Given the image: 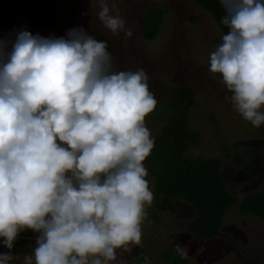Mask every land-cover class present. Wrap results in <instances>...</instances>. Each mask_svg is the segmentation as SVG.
<instances>
[{
    "label": "clouds",
    "instance_id": "9594fccd",
    "mask_svg": "<svg viewBox=\"0 0 264 264\" xmlns=\"http://www.w3.org/2000/svg\"><path fill=\"white\" fill-rule=\"evenodd\" d=\"M220 4L229 30L209 72L260 127L264 0ZM97 15L114 36L131 37L115 3L100 0ZM148 80L143 69L115 70L107 42L82 26L0 39V243L9 250L0 264H125L117 250L141 244L154 199L144 165L155 145L145 119L157 104ZM28 229L36 247L21 257L12 249Z\"/></svg>",
    "mask_w": 264,
    "mask_h": 264
},
{
    "label": "rangeland",
    "instance_id": "374dc122",
    "mask_svg": "<svg viewBox=\"0 0 264 264\" xmlns=\"http://www.w3.org/2000/svg\"><path fill=\"white\" fill-rule=\"evenodd\" d=\"M107 2L110 7L116 4L126 28L131 30V37L123 33L114 36L103 26L97 15L100 0H0V39L14 40L21 29L43 37L59 32L61 37L68 29L82 26L97 40L106 41L115 70L143 69L147 73L149 91L157 104L145 123L158 145H166L169 140L165 130L160 132V128L171 126L172 89L191 87L195 102L187 110L185 128L197 132L198 138L183 154L220 159L221 173L236 202L226 209L219 226V231L229 239L218 236L199 240L187 231L186 224L193 218L187 204L178 198L153 199L152 205L146 208L147 217L141 226V244L133 246L130 253L120 255L117 250L118 260L125 264H138L139 259L142 264H257L255 259L264 262V222L237 208L245 193L260 189L258 179L264 175V125L253 127L244 120L225 101L230 93L221 74L209 72L210 54L222 43L221 29L208 11L192 0ZM145 10L148 19H152L151 27L158 21L155 35L149 40L141 37L138 28ZM61 18L64 28L59 31L54 23ZM233 156L242 157L245 171L235 168L234 162L239 159L233 162ZM149 168L148 172H154L155 162ZM146 179L152 190L150 172ZM36 235L30 229L21 232L12 252L21 257L31 254L36 247ZM2 239L0 237V241ZM144 244L147 246L139 250L141 255L135 257V252ZM177 244L182 246L183 255L177 251ZM8 251L0 243V253Z\"/></svg>",
    "mask_w": 264,
    "mask_h": 264
},
{
    "label": "trees",
    "instance_id": "16d2710c",
    "mask_svg": "<svg viewBox=\"0 0 264 264\" xmlns=\"http://www.w3.org/2000/svg\"><path fill=\"white\" fill-rule=\"evenodd\" d=\"M192 2L207 10L222 33L227 34L229 29L221 23L225 13L220 0H192ZM146 10L139 21L138 28L141 37L149 40L155 35L158 21L155 22L154 27H151L152 19H148ZM187 18L194 20L192 16ZM63 20V18L59 21L56 19L55 26L59 31L64 28ZM58 33L55 34L56 37H60ZM172 90L169 104L172 111L169 118L171 126L160 128V132L164 133L165 130V135L169 136L168 143L158 145L156 142L157 145L155 144L150 156L144 161L146 168L150 167L149 170L151 164L155 162V171H149L153 178L154 199L178 198L187 204L192 209L193 218L186 224V228L194 239L206 240L217 235L227 238V235L219 232V226L226 209L236 203L235 199L232 192L228 190L221 173L220 159L184 156V150L189 145L195 144L198 138L197 132H190L185 128L184 120L187 117V110L195 100L193 90L189 86H177ZM152 158H155V161H152ZM237 158L239 159L233 156L231 161L234 162ZM241 159L242 157L234 163L235 168L243 172L246 170V164H243ZM258 180L260 189L245 193L246 195L238 201L237 208L241 213H250L264 222V175ZM145 246L147 245L140 246L134 256L141 255L139 250L141 251L142 247L145 249ZM255 262L264 264L257 259ZM137 263L142 264L140 259Z\"/></svg>",
    "mask_w": 264,
    "mask_h": 264
},
{
    "label": "crops",
    "instance_id": "0c3cea01",
    "mask_svg": "<svg viewBox=\"0 0 264 264\" xmlns=\"http://www.w3.org/2000/svg\"><path fill=\"white\" fill-rule=\"evenodd\" d=\"M220 232V231H219ZM221 233V232H220ZM221 234H223V233H221ZM218 236H221V235H217V236H213V237H218ZM222 237V236H221ZM210 238H212V237H210ZM222 238H224V237H222ZM225 239V238H224ZM227 239H229V237L227 236ZM240 250V249H239ZM243 255H246V254H243ZM254 262H255V260H254Z\"/></svg>",
    "mask_w": 264,
    "mask_h": 264
},
{
    "label": "flooded vegetation",
    "instance_id": "af4514ba",
    "mask_svg": "<svg viewBox=\"0 0 264 264\" xmlns=\"http://www.w3.org/2000/svg\"><path fill=\"white\" fill-rule=\"evenodd\" d=\"M64 15V14H63ZM65 17V16H64ZM54 25H55V23H54Z\"/></svg>",
    "mask_w": 264,
    "mask_h": 264
}]
</instances>
